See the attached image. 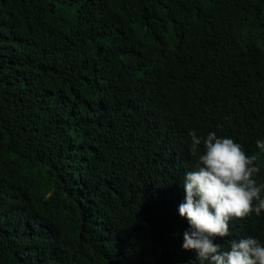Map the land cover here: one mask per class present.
<instances>
[{
  "label": "trees",
  "instance_id": "16d2710c",
  "mask_svg": "<svg viewBox=\"0 0 264 264\" xmlns=\"http://www.w3.org/2000/svg\"><path fill=\"white\" fill-rule=\"evenodd\" d=\"M193 129L264 182V0H0V264H197Z\"/></svg>",
  "mask_w": 264,
  "mask_h": 264
},
{
  "label": "clouds",
  "instance_id": "9594fccd",
  "mask_svg": "<svg viewBox=\"0 0 264 264\" xmlns=\"http://www.w3.org/2000/svg\"><path fill=\"white\" fill-rule=\"evenodd\" d=\"M189 150L197 156L195 167L184 173V199L178 213L189 227L181 248L195 254L197 264H264V242L254 236L233 239L223 248L217 238L229 235V223L264 211V182H257L261 166L232 137L210 131L189 130ZM264 153V138L256 140ZM202 146V148H201Z\"/></svg>",
  "mask_w": 264,
  "mask_h": 264
}]
</instances>
